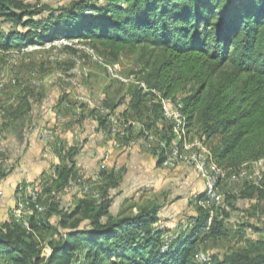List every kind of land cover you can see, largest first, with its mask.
I'll return each mask as SVG.
<instances>
[{"label": "trees", "instance_id": "trees-1", "mask_svg": "<svg viewBox=\"0 0 264 264\" xmlns=\"http://www.w3.org/2000/svg\"><path fill=\"white\" fill-rule=\"evenodd\" d=\"M0 25L8 29L0 33L1 49L64 38L98 42L113 58L125 48L138 51L145 67L139 81L162 97L151 113L141 86H128L123 98L129 97L131 116L143 118V128L149 134L155 129L164 140L156 153L159 163L174 138L188 142L187 128L195 123L210 141L208 161L225 177L227 170L264 160V0H70L57 7L0 0ZM122 99L109 109L115 111ZM164 99L181 108L177 130L162 116ZM25 111L19 104L12 113L20 118ZM99 128L106 134L105 120ZM78 149L69 146L55 177L41 185V195H52L47 216L56 218L57 238L48 242L49 253L35 239L41 229L35 211L29 228L0 222V264H264V239H246L244 246L202 260L200 244L222 237L224 226L215 215L204 233L208 209L199 205L191 228L166 238L157 202L134 214H112L109 190L118 185L113 172L102 173L98 197L83 196L63 210L57 197L76 174ZM8 174L0 172V180ZM241 190L264 214V175ZM250 227L264 231V225Z\"/></svg>", "mask_w": 264, "mask_h": 264}, {"label": "rangeland", "instance_id": "rangeland-1", "mask_svg": "<svg viewBox=\"0 0 264 264\" xmlns=\"http://www.w3.org/2000/svg\"><path fill=\"white\" fill-rule=\"evenodd\" d=\"M69 1L26 0L30 4H46L53 7L66 5ZM7 31L6 25H0V33L6 34ZM109 54L110 51L105 50L98 42L64 38L27 46H13L9 49L0 48V86L2 85L0 87V172L14 173L29 147L30 142L28 141V137L34 131V128L37 130L51 129L55 132L57 138L56 126L48 125L49 120L47 122L43 120L49 114V107L55 104L58 101L57 99H64L65 95L66 97L68 96V101L74 107L79 105L78 102L83 101L84 98L72 97L74 87L81 83L92 86V91H86L90 95L89 97L93 104H97L103 101V99H100L101 95H99L101 90L107 88L114 99L113 101L119 102L126 95L127 87L135 85L131 81L123 82L120 79L111 78L103 64L110 66L114 72L125 79L133 77L131 78L133 81H139L145 67H143L144 63L138 51L125 48L119 53L117 58H113ZM99 58L100 62L97 60ZM89 78L90 80H87ZM79 95L80 93L77 92V96ZM158 98L152 92L145 94L146 101L144 108L149 109V113H151L153 103L158 102ZM23 100L27 102L26 105L25 102L23 103ZM19 104L26 111L20 118H15L12 112L15 111V107ZM61 108V112L70 114L73 111V108H63L62 106ZM144 108L141 107L140 109V116L143 117L146 116ZM136 114L138 113L136 112ZM86 116L80 114V117L73 120L69 125L74 126L75 123H81V119ZM101 118H103V114ZM138 119L139 123H142V120H144L143 118ZM150 130L154 134L155 141L150 144L149 149L156 154L160 147L159 142L164 140L155 129L152 128ZM36 135L38 137V134ZM73 140L74 143L78 144L76 137ZM180 140L179 138L178 144L182 151V160H185L186 156H190V162L193 165L182 164L181 174L184 172L189 173L188 169L191 170L192 167L195 169L196 161L201 155L206 157L210 171L217 168L207 159V152H210V141L201 136L197 123L187 128L186 140L188 142L181 144ZM177 167L178 164L165 169V172L170 173L172 169ZM263 175L264 160H261L232 170L226 177L224 172V176L219 178L217 190H222L224 200L215 208V213L217 221L222 222L224 226V235L219 238H209L200 244L199 257L202 260L212 255L222 256L232 249L244 246L246 239H264L263 230L261 232H254L250 227L251 225L258 228L263 227L264 214L261 213L260 208L259 210L254 208L256 205L254 199L240 196V192L243 191L241 189L244 188L245 184L256 183ZM174 179H178V177L175 176ZM135 180V178L132 181H129L128 178H122L119 186L109 190V195L114 199L110 208L112 214L122 211L123 214L130 215L136 213L140 207L149 204V202L162 203L163 199L165 201L172 200L169 196V191H166V189H170L169 182L166 187L162 185L164 187H162L161 191L149 193V190L135 189L137 185L131 186ZM173 182L174 190L172 192L176 190L177 194L183 184L180 185L181 180H174ZM185 184L180 191L183 196H187L190 192L186 190L187 183ZM21 188L22 185H19L18 189ZM51 196V194L43 193L39 199V203L45 209L37 211V213L33 212V214H37L36 218L40 220L37 221L41 222L39 223L41 224V229L35 232V239L40 243L44 254H48L50 251L48 242L57 238V234L53 230L56 218L55 216H47V200ZM79 198L76 195L63 192L58 195L57 200L60 202L63 210L70 211ZM175 207L179 210L180 221L186 220L195 212V206L193 204L188 206L186 202L176 204ZM171 220L172 223H176V220L169 217L165 226H171L169 223ZM12 221H14L12 210L11 213H9L8 209L4 211L0 210V222L13 223ZM180 223L182 224V222ZM160 224L162 223L160 222ZM59 228L63 230L61 227Z\"/></svg>", "mask_w": 264, "mask_h": 264}, {"label": "crops", "instance_id": "crops-1", "mask_svg": "<svg viewBox=\"0 0 264 264\" xmlns=\"http://www.w3.org/2000/svg\"><path fill=\"white\" fill-rule=\"evenodd\" d=\"M131 78L127 79L126 82H134ZM87 80H90V78ZM91 88L92 86L82 83L74 87L72 97L84 98L75 107L71 105L66 95L64 99H57L58 101L49 107V114L43 121L47 122L49 120L48 125L56 126L57 138L55 136L54 139L45 141L40 138L39 132L41 129L37 130L34 128V131L28 137V141L30 142L29 147L14 173L8 174L0 182V210L4 211L8 209L9 213H11L12 206L20 197L21 190L25 185L40 183L44 187V185L50 183L55 177L57 166L63 162L65 151L69 146L75 145L79 148L77 155H75L76 174L61 193L67 192L80 198L90 196L83 192V186L88 185L90 190L99 191L98 186L104 183L103 172H107V174L113 172L118 179L117 186L121 184L122 178H128L129 181L135 178L136 180L131 186L137 185L135 189L149 190V193L161 191L162 187H166L169 182L171 190L166 189V191H169V196L172 200L165 201L163 199L161 201L162 203L159 202L161 208L158 212L159 224L161 222L162 224L160 225L166 227L167 230L164 237H172L180 230L190 229L193 216H196L197 206L199 205L197 197L205 190L204 180L199 177L194 167H192L190 156H186V159L182 160V162L180 160V163L175 164H178L177 168L172 169L170 173H166L165 169L171 168L172 166L167 167L158 162L157 155L149 149L148 145L142 139L138 124L132 126V128L130 127L124 137L114 135L107 137L105 133H101L99 120H104V117L101 118V108L108 107L109 109L110 106L113 107L118 102L113 101L114 99L111 93L106 88L99 93L101 95L100 99H103V101L93 104L89 97L90 95L87 93V91H92ZM77 92L80 93L79 96H77ZM61 106L63 108H73L72 113L61 112ZM114 110L120 112L129 123L140 122L131 116L133 112L129 108L128 96L123 98L115 106ZM86 112L87 114H85ZM80 114L87 116L81 119V123H75L74 126H70L69 124L73 120L78 119ZM157 126L160 128L159 123H157ZM36 134H38L39 138L36 137ZM74 137L78 140V144L73 142ZM186 163L192 165V171L188 169L189 173L184 172L181 174V169ZM229 173L230 170H227V175ZM175 176L178 179H174ZM174 180H181L180 185H183H181L180 191L184 187V184L187 183L186 190L190 191L187 196H183L180 191L177 194L176 190L172 192L174 190ZM19 185H22L21 189H18ZM175 199L177 200L175 201ZM184 202L188 206L193 204L195 206V212L186 220L180 221L181 216L178 208L175 206L176 204ZM169 217L176 220V223H172L171 220L169 221L171 226H165Z\"/></svg>", "mask_w": 264, "mask_h": 264}, {"label": "bare ground", "instance_id": "bare-ground-1", "mask_svg": "<svg viewBox=\"0 0 264 264\" xmlns=\"http://www.w3.org/2000/svg\"><path fill=\"white\" fill-rule=\"evenodd\" d=\"M97 60H98V62H100V58ZM103 65L107 69V72L109 73V76L111 78L120 79L123 82L127 81V79L121 77L119 74L114 72L113 69L112 70L109 69L108 65H106V64H103ZM135 83L138 86H141L143 88V91H144V88L146 86L144 83H142L140 81H136ZM147 91H148V88H147ZM165 104L172 105V110L175 113H177V115L179 117L178 126H174L175 130H177L179 128V125H180L181 120H182L181 108L178 107L177 105L169 102L166 99L163 100L162 116L165 120L169 121L170 124L175 122V115H168L167 108H166ZM101 109H102V111H101L102 113H107L105 122L107 123L108 131H110V135H114V136L119 135L120 136L119 132L115 131V122H114V112L115 111L110 110V109L105 108V107H102ZM133 123H131V122L129 123L122 116H117V125L120 126L121 128H130V127L132 128ZM45 134H54V132L51 129L40 130V132H39L40 138L45 140V141H48L52 138L45 136ZM143 134H149V131L147 129L143 128ZM142 139L149 146L148 137H143ZM160 145L164 146V143L161 142ZM182 159H183V155H182L180 145L178 144V139L176 140L174 138L170 142V145L165 149V158L163 160L162 165L167 166V167H171V166H174L178 162L180 163V160L182 162ZM195 171L201 178H203L205 180V183H204L205 190H213V187L217 190V182H218L219 178L224 176V172L219 168H216V169L210 171L208 168V165H207L206 157L202 156V155L196 161ZM24 190H32V186L27 185L24 188ZM37 190H42L41 184H38ZM83 190H88V187L84 186Z\"/></svg>", "mask_w": 264, "mask_h": 264}, {"label": "built area", "instance_id": "built-area-1", "mask_svg": "<svg viewBox=\"0 0 264 264\" xmlns=\"http://www.w3.org/2000/svg\"><path fill=\"white\" fill-rule=\"evenodd\" d=\"M109 69L110 66L108 67ZM142 93L146 94L147 87L145 86L144 91ZM154 94V93H153ZM156 97H162L161 94H154ZM167 108L168 115H175V122L171 123L172 126H178L179 117L177 113H175L172 110V105L165 104ZM104 120H106L107 113H102ZM117 116H122L120 112L115 111L114 112V122H115V131L119 132L120 137H124L127 133V130L129 128H121L117 125ZM138 124V128L140 131L141 137H148V139H154V134L152 131H150V134H143V125L141 123H133L132 126H135ZM106 135L107 137H110V131L107 129V123H106ZM45 136H48L52 139L55 138V132L54 134H45ZM190 144V142H189ZM32 190H21L20 197L18 200L14 203L12 206V216L13 220L17 223L21 224L24 228H29V216L33 214L35 211H43L45 207L39 203V199L41 197L43 190H37V186L40 183L32 184ZM84 193L89 194L91 197H98L99 191H93V190H83ZM224 200V194L222 190H216L213 187V190H203L202 191V198L198 201L199 205L208 209V219L206 222V226L204 228V233H208L210 230V226L212 224L213 217L216 215L215 208L219 206Z\"/></svg>", "mask_w": 264, "mask_h": 264}]
</instances>
